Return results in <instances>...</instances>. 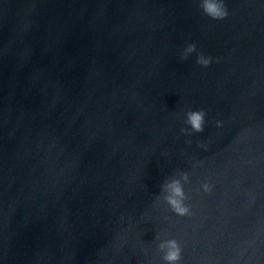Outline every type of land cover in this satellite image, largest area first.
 <instances>
[{"label": "water", "instance_id": "95a60500", "mask_svg": "<svg viewBox=\"0 0 264 264\" xmlns=\"http://www.w3.org/2000/svg\"><path fill=\"white\" fill-rule=\"evenodd\" d=\"M225 3L0 0V264H264V0Z\"/></svg>", "mask_w": 264, "mask_h": 264}, {"label": "clouds", "instance_id": "9594fccd", "mask_svg": "<svg viewBox=\"0 0 264 264\" xmlns=\"http://www.w3.org/2000/svg\"><path fill=\"white\" fill-rule=\"evenodd\" d=\"M199 7L202 13L212 20H224L229 15L225 0H199ZM196 51L197 45L195 43L188 44L182 52L181 59L187 60L189 55ZM196 63L202 67H208L212 63V57L206 56L202 52L198 53ZM185 116V124L190 126V130L189 128H182L181 131L183 133L190 136L193 133L204 132L206 123V113L204 110H189L185 113ZM220 126H222V122L217 121V127ZM181 176L184 181H188V174L186 172H182ZM161 187L168 192L165 200L173 213L180 217L191 215V206L186 203L188 197L181 179H171ZM212 187L208 182L201 184L204 193H211ZM158 248L163 252V264H181L182 246L180 241L177 239L163 240L159 243Z\"/></svg>", "mask_w": 264, "mask_h": 264}]
</instances>
